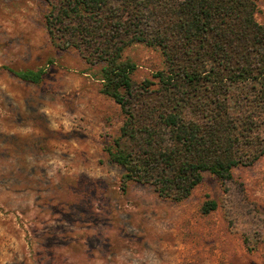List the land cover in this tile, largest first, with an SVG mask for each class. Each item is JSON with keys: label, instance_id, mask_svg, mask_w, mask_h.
Returning <instances> with one entry per match:
<instances>
[{"label": "rangeland", "instance_id": "374dc122", "mask_svg": "<svg viewBox=\"0 0 264 264\" xmlns=\"http://www.w3.org/2000/svg\"><path fill=\"white\" fill-rule=\"evenodd\" d=\"M264 22V0H255ZM44 0H0V264H264V155L220 181L208 171L185 199L121 184L105 146L120 106L100 64L49 40ZM141 81L158 48L126 47ZM42 70L39 82L8 70ZM216 207L202 212L204 200Z\"/></svg>", "mask_w": 264, "mask_h": 264}, {"label": "trees", "instance_id": "16d2710c", "mask_svg": "<svg viewBox=\"0 0 264 264\" xmlns=\"http://www.w3.org/2000/svg\"><path fill=\"white\" fill-rule=\"evenodd\" d=\"M53 46L100 64V92L119 104L105 146L121 184H150L175 202L208 171L220 181L264 155V22L255 0H44ZM156 47L164 66L136 81L126 47ZM37 83L42 70H13ZM206 199L202 212L216 207Z\"/></svg>", "mask_w": 264, "mask_h": 264}]
</instances>
